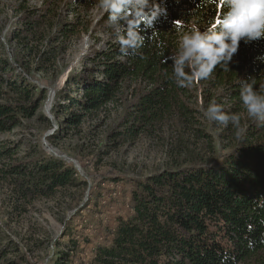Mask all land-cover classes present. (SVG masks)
Wrapping results in <instances>:
<instances>
[{
	"label": "trees",
	"instance_id": "16d2710c",
	"mask_svg": "<svg viewBox=\"0 0 264 264\" xmlns=\"http://www.w3.org/2000/svg\"><path fill=\"white\" fill-rule=\"evenodd\" d=\"M2 5L0 0V9ZM95 7L98 0L17 3L20 25L10 39L18 57L13 63L0 55V134L34 117L46 99V90L27 75L53 71L68 42L84 32L103 28L116 38L107 13L93 27L83 16ZM64 9L73 15L70 20L64 18ZM225 10L224 0H149L145 11L149 17L152 11L156 15L150 24L138 26L144 37L138 48L124 53L117 38L105 49L94 46L93 66L67 76L55 109L68 112L70 128L119 100L127 110L116 138L140 135L172 119L183 130L185 146L187 124L196 121L187 96L199 81L228 99L231 106L222 108L225 114L247 117L241 134L220 157H201L186 146L185 154L180 152L170 166L131 178V212L117 216L108 236L94 240L76 239L66 228L63 237L68 236L69 243L58 244L53 264H69L80 241L93 243L92 264H264V123L249 117L240 98L243 83L254 81L258 92L264 84V38L241 40L228 65H217L207 79L179 87L172 76L171 56L182 33L191 27L206 29ZM80 89L84 95L77 97L74 92ZM15 153L0 140V177L12 185L20 205L86 185L73 166L38 148L20 159ZM109 180L126 181L125 176ZM10 249V243L0 245V261Z\"/></svg>",
	"mask_w": 264,
	"mask_h": 264
},
{
	"label": "rangeland",
	"instance_id": "374dc122",
	"mask_svg": "<svg viewBox=\"0 0 264 264\" xmlns=\"http://www.w3.org/2000/svg\"><path fill=\"white\" fill-rule=\"evenodd\" d=\"M2 1L0 55L14 63L18 52L10 37L20 25V15L15 13V6L23 0ZM42 1L29 0V5L38 6ZM63 12L65 19L73 17L67 9ZM104 13L100 7H95L83 12V16L93 21V27ZM95 32H84L72 38L61 55L60 63L50 73L27 75L32 84L46 90V99L34 117L23 119L14 130L0 134V140L6 146L16 149L17 158L25 157L33 147L38 148L73 166L86 185L20 205L14 199L12 185L0 177V245L11 244L0 264L15 260L16 264H53L58 255V244L66 247L69 243L70 238L63 237L66 228H70L76 239L81 241L83 238L94 240L108 236L116 217L131 212V178L147 176L170 166L185 154L186 146L201 157L218 158L229 150L244 129L241 123L247 116H240L238 123L229 121L223 125L204 115L210 103L225 109L231 104L226 97L218 95V90H209L200 81L190 86L187 96L188 103L196 110V121L187 124L185 146L182 145L185 139L180 135L183 130L172 119L140 135L116 138L127 110V105L119 100L98 112L87 114L79 126L68 127L65 120L68 112L55 109L57 93L67 76L93 66L90 54L94 46L105 49L109 41L116 42L113 34L103 28ZM95 38L100 41L95 43ZM18 70L22 72L20 68ZM74 94L81 97L84 91L80 89ZM50 98L51 107L47 110ZM72 110L79 109L73 107ZM113 176H125L126 181L109 180ZM81 241L77 250L71 253L69 264H92L93 243Z\"/></svg>",
	"mask_w": 264,
	"mask_h": 264
},
{
	"label": "clouds",
	"instance_id": "9594fccd",
	"mask_svg": "<svg viewBox=\"0 0 264 264\" xmlns=\"http://www.w3.org/2000/svg\"><path fill=\"white\" fill-rule=\"evenodd\" d=\"M149 0H98L102 11L108 14L121 51L138 48L144 37L138 30L141 22L151 23L145 11ZM226 10L214 18L204 30L191 27L179 39L177 50L172 53L173 79L179 87H187L197 79H207L217 65H228L237 52L241 40L246 43L264 38V0H224ZM187 69L188 71H185ZM253 82L242 84L240 98L249 117L264 123V84L255 91ZM204 115L227 125L238 123L239 116L225 114L216 103H210Z\"/></svg>",
	"mask_w": 264,
	"mask_h": 264
},
{
	"label": "bare ground",
	"instance_id": "6f19581e",
	"mask_svg": "<svg viewBox=\"0 0 264 264\" xmlns=\"http://www.w3.org/2000/svg\"><path fill=\"white\" fill-rule=\"evenodd\" d=\"M52 98V97H51ZM50 98V101L48 102L47 104V110L51 107V102H52V99Z\"/></svg>",
	"mask_w": 264,
	"mask_h": 264
}]
</instances>
